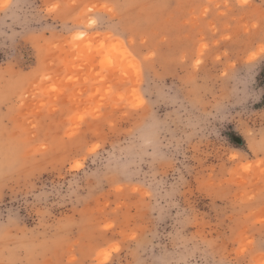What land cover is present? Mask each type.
<instances>
[{"label":"rangeland","instance_id":"374dc122","mask_svg":"<svg viewBox=\"0 0 264 264\" xmlns=\"http://www.w3.org/2000/svg\"><path fill=\"white\" fill-rule=\"evenodd\" d=\"M0 264H264V0H0Z\"/></svg>","mask_w":264,"mask_h":264}]
</instances>
